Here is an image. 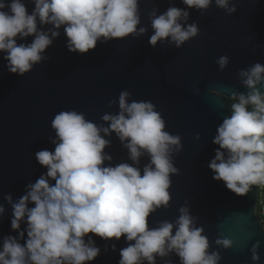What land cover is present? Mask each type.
<instances>
[{"label":"clouds","instance_id":"1","mask_svg":"<svg viewBox=\"0 0 264 264\" xmlns=\"http://www.w3.org/2000/svg\"><path fill=\"white\" fill-rule=\"evenodd\" d=\"M29 2L34 5L31 14L22 0H0V53H6L3 58L9 73L20 77L46 61L44 53L59 38L61 28L68 51L80 55L94 51L98 43L140 38L148 32L141 27L140 0ZM182 3L199 13L207 12L213 3L229 16L237 11L230 7L234 0ZM189 18L188 11L177 7L162 14L153 9L149 13L153 35L148 43L153 48L158 44L183 48L200 35L198 25L189 24ZM41 26L51 28L41 31ZM29 37L34 38L31 44H17V39ZM216 64L223 72L229 59L221 56ZM238 76L247 91L224 96L232 101L231 115L216 129L212 142L219 150L208 167L215 181L244 198L253 188L264 187V94L260 90L264 66L255 63L240 70ZM212 95L220 97L221 93ZM130 97L128 91L120 92L118 112L105 113L102 125L75 110L54 116L55 139H50L54 151L35 154L46 174L29 184L15 203L11 195L4 197L13 210L11 228L19 239H3L0 264H91L100 255L91 236L104 241L126 239L128 246L120 250L119 264H156L157 258L165 260L173 254L179 264H220V254L210 252V241L204 229L196 226L188 207L179 209L175 222L166 220L150 227V218L172 202L171 177L179 175L173 156L182 151L181 137L166 131L162 115L151 102L130 103ZM116 104L112 101L108 107ZM113 134L131 163L112 166V157L105 150L111 147ZM145 157L149 162L141 169ZM4 212L0 206V217ZM22 222L27 225L24 231H20ZM215 244L224 250L234 247L227 238H218ZM260 246L257 241L251 248L253 264H259ZM112 250H116L114 246Z\"/></svg>","mask_w":264,"mask_h":264},{"label":"water","instance_id":"2","mask_svg":"<svg viewBox=\"0 0 264 264\" xmlns=\"http://www.w3.org/2000/svg\"><path fill=\"white\" fill-rule=\"evenodd\" d=\"M22 2L31 14L34 5L29 0ZM232 6L237 11L229 16L214 3L207 12L199 13L186 8L182 0H140L141 27L148 29L145 36L98 43L94 51L80 55L68 51L61 28L59 38L44 53L46 61L25 77L10 74L3 58L6 53H0V206L5 209L0 217V244L9 236L19 239V233L11 228L13 210L4 197L11 195L15 203L29 184L46 174L35 154L54 151L50 143L55 139L51 128L54 116L75 110L102 125L105 113L118 112L120 92L128 91L130 103L151 102L162 115L166 131L181 137L182 151L173 156L179 175L171 177L172 202L150 218V227L166 220L175 222L179 209L188 207L196 226L204 229L210 241V252L220 254V264H253L251 248L257 241L261 245L259 264H264V229L256 217L259 188H253L247 197H237L223 182L213 179L208 167L219 150L212 142L216 129L231 115L230 98L224 96L246 93L240 70L255 63L264 66V0H234ZM169 7L188 11V23H196L200 35L181 49L164 44L153 48L148 43L153 35L149 13L157 9L162 14ZM50 28L41 26L40 30ZM33 39H17V44H31ZM221 56L229 59L223 72L216 64ZM260 90L264 94V86ZM217 91L220 97L212 95ZM112 101L117 104L109 108ZM110 139L111 147L105 151L112 157V166L131 163L115 134ZM148 162L142 158L141 169ZM26 227L22 222L20 231ZM218 238L230 239L234 247L218 248ZM90 239L100 249L91 264H119V252L128 246L126 239ZM156 264H179V258L174 254L165 260L157 258Z\"/></svg>","mask_w":264,"mask_h":264},{"label":"built area","instance_id":"3","mask_svg":"<svg viewBox=\"0 0 264 264\" xmlns=\"http://www.w3.org/2000/svg\"><path fill=\"white\" fill-rule=\"evenodd\" d=\"M256 217L261 225V227L264 229V203L262 200L257 201V207H256Z\"/></svg>","mask_w":264,"mask_h":264},{"label":"trees","instance_id":"4","mask_svg":"<svg viewBox=\"0 0 264 264\" xmlns=\"http://www.w3.org/2000/svg\"><path fill=\"white\" fill-rule=\"evenodd\" d=\"M258 200H262L264 203V187H260L259 188V196H258Z\"/></svg>","mask_w":264,"mask_h":264},{"label":"rangeland","instance_id":"5","mask_svg":"<svg viewBox=\"0 0 264 264\" xmlns=\"http://www.w3.org/2000/svg\"><path fill=\"white\" fill-rule=\"evenodd\" d=\"M230 102L232 103V101L230 100Z\"/></svg>","mask_w":264,"mask_h":264}]
</instances>
